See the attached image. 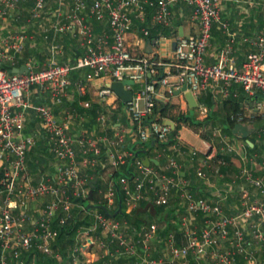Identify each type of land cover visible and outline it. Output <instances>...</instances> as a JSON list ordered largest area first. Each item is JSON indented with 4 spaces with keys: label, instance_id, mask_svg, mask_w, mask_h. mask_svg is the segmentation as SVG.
<instances>
[{
    "label": "built area",
    "instance_id": "1",
    "mask_svg": "<svg viewBox=\"0 0 264 264\" xmlns=\"http://www.w3.org/2000/svg\"><path fill=\"white\" fill-rule=\"evenodd\" d=\"M63 1L58 0L59 7L52 14L54 20L50 26H46L43 24L47 15L46 0H0V20L9 17L16 7L30 3L25 21L39 25L42 40L48 39L50 31L54 34L64 30L73 33L77 26L76 32L84 47V53L72 62H58L52 56L38 68L28 57L22 64L25 71L6 72L1 64L13 60L15 55L24 51L27 42L34 37L25 29L0 34V264H35L26 260L27 253L32 250L52 258L59 257L51 247L57 235L55 227L74 221L73 209L79 206L76 201L81 196L85 197L89 189V180L82 171L94 166L100 154L96 143L82 139L87 142L83 152L90 151L91 155L78 160L69 118L58 120L49 107L32 105L27 96L31 89L48 90L54 102L59 103L66 93L70 72L83 70V76L75 82L77 90L84 91V81L102 79L108 83L99 86L97 96L106 101L107 96L113 94L108 84L131 80L132 85H124L132 92L131 99L124 103L127 118L140 141L153 139L158 143L166 141L170 132V127L161 123L164 116L155 112L159 88L172 93L185 85L196 99L212 82L221 84L224 92H227L230 84H238L248 96L254 97L256 92L264 94V35L244 38L250 51L242 61L237 62L233 55L235 37L229 30L228 21L221 18L220 0H69L68 13H63ZM178 2L190 8L196 32L170 36L174 40L170 61H162L152 54L131 55L125 38L133 28V20L139 23L137 30L140 35L147 37L153 26H172V7ZM84 13L98 21L106 18V28L95 31L83 21ZM213 23L219 25L226 38L215 61L205 63L203 56L211 38ZM162 38L166 36L159 34L152 41L158 43ZM54 49L50 43L48 51ZM197 107H200L198 102ZM252 107L255 112L249 114L230 112L228 120L246 123L254 127L253 133L263 137L264 125L256 128L253 123L258 117H264V102L253 100ZM30 108L39 115L47 134L48 151L56 159L53 171L39 176L35 182L27 173L26 163V155L35 138L23 131L24 116ZM205 112L206 109L202 107L201 117L206 115ZM214 134L222 144L221 152L235 151L231 144L223 141L219 132ZM121 138L118 134L108 144L116 147ZM102 140L105 141V138ZM108 158L114 167L124 162V156L113 150L108 152ZM226 163L223 157H219L211 167L203 160L195 168V175L204 178V169L208 168L221 176L220 167ZM252 164L253 167L257 165L262 174L254 175V170L242 168L238 171V178L245 186L264 195V160L259 163L252 161ZM135 165L131 183L124 177L119 179L122 204L127 211L134 209L140 200L152 199L156 205H165L171 201L172 191H176L177 205L184 210L175 221L181 243L176 244L174 232L168 231L163 238V250L169 255L168 264H173L174 260L177 264H190L188 255L198 258L214 247L215 264H262L256 257V246L264 244L263 201L242 187L238 190L241 192L239 212L225 213L222 202L227 194H218L214 200L195 198L186 188V179L179 176L180 165L173 157L168 159L161 171L144 165L141 160H136ZM84 183L88 188H84ZM107 186L104 201L99 200V203L111 212L110 208H115L118 200L113 181L109 180ZM98 193L102 194V191L98 190ZM198 215L202 216V220L196 226L193 222ZM90 216L91 224L81 228V231L80 228L76 230L77 236H84V242L78 239L71 248L72 264H79V255L88 246L87 242L89 247L97 244L105 249L106 239L115 244V252L105 249V253L112 256L127 254L136 260L122 264H166L164 257L147 256L151 241L159 233L157 223L141 226L132 242L126 237L119 221L104 212L95 211ZM96 230L98 233L92 239L91 232ZM221 243L225 244V250H218Z\"/></svg>",
    "mask_w": 264,
    "mask_h": 264
},
{
    "label": "crops",
    "instance_id": "2",
    "mask_svg": "<svg viewBox=\"0 0 264 264\" xmlns=\"http://www.w3.org/2000/svg\"><path fill=\"white\" fill-rule=\"evenodd\" d=\"M65 1H67V3H70L69 0H64L62 3V10L63 13H68L70 11V6L66 7ZM29 7L30 3H24L13 9L9 17L3 20L1 19L0 34L7 35L8 33L10 34L15 32L16 30H19L18 27H20L21 22H24L25 15L28 12L26 11V14H22L20 12V9L25 8L26 10H28ZM58 7V0H46L45 10L47 12V15L45 20L43 21L44 25H51L54 20L52 14ZM220 8L221 18L228 21L229 30L235 37V42L233 45V55L236 61L240 62L250 51V47L244 41V38L250 37L255 34L264 35V32H260L261 29L264 31V0H220ZM172 14L173 25L179 22L180 24H178V27H182L183 34L186 35L188 33L196 32V24L190 17L191 11L187 5L180 2L175 3L172 7ZM83 21L91 25L95 31H101L102 29L106 28V18L102 21H98L88 16L87 13H84ZM138 24L139 23L137 21L133 20V28L125 38L126 47L129 50L130 54L133 56L152 54L162 61H170L173 54L174 40L170 37H166L160 39L158 43H154L152 40L149 41L147 37L140 35L139 31L137 30ZM76 30L77 26L74 27L73 33L69 30L57 32L56 34L50 31L49 37L46 41L42 40L41 36H35V38L40 39L41 42L37 41V44H40L39 46H42L45 50H48V46H50V43L54 45V51H47L50 57L53 56V58L58 62H72L77 56L84 53V47L81 44L80 36L76 32ZM225 38V33L219 28V25L217 23H213L211 27V38L203 56V60L205 63H211L215 61L219 50L225 42ZM32 40L27 42L26 47L29 46L30 49H33L37 46V44L34 43L35 39L33 41ZM129 42L132 43V45ZM22 56L23 51L20 54L15 55L13 60L6 63H8L9 65H14L13 67H16L17 63H19L17 66H21L24 62L23 60H25ZM30 58H32V60L34 61L32 56ZM45 62L46 61H44L43 63ZM83 73V70H72L70 72L66 93L63 97H61V101L59 103L54 102V100L51 98L50 91L37 88H33L29 91L27 95L28 101L32 105L41 104L49 107L52 115L58 120L69 118L70 134L74 139V149L78 160L83 158L85 155H91L90 151H88L87 153L83 152V150L87 148V142H83L84 140H91L92 142L96 143V146H98V148L100 149V154L97 156V163L91 168L97 166L99 161L98 157L102 155L103 164L101 167L103 170L101 171V175L108 182L109 180H111V175L114 170L118 168V166L114 167L111 165L110 159L108 158V152L113 150L117 154L123 155L125 162V158L130 156L132 153L128 148L133 145V141L135 140L136 136L133 132V127L127 118L124 103L114 93L107 96L106 101L98 98L97 92L99 86L102 83H108L107 81H102V79L84 81V91L81 92L77 90L75 82L83 76ZM258 94H261L264 97L263 93L260 92ZM209 96H211V103L209 104V108L211 107L212 112L209 110V108H207L208 112L206 113V115L200 117L202 125L193 128L197 132L202 142L198 150L184 144L183 142L181 143L178 139H176L178 130L177 128L179 126H191L189 120H185V122L180 121V117H186L189 109L182 93H170L163 88H159L157 91V97L155 98V107L158 108L160 105H165L166 107L164 118L169 119L174 123L175 130H170L174 131V137H168L166 141L162 142V144L164 143V150L169 153L168 156H172L173 158H175L177 160V163L180 165L179 176L186 179V188L189 190L188 186L191 184V178H193L194 182H196L197 184H202L201 186L203 187L204 194L207 195L199 198L205 200H214V197L220 194L219 191L224 189L222 185H233V190L230 188V192L227 194V197H233L242 187L245 190L247 189V187L244 186V183L241 181V179L238 178L237 175L239 171L238 167H241L243 165H248L253 169L252 161L250 163L251 158L249 157V159H247L244 156L248 151V149L244 145L246 141L238 142V145H235L240 147L238 151L237 149H235V151L232 153H223V156H225L226 158L227 164L223 166L226 168V170L223 173L221 172V176H217L211 171V169L205 168V177L200 180L201 178H198L195 175V168L203 160L209 163L211 167H214L215 161L217 159H215V157H218L217 155L220 154V146L222 145L221 142H216L215 138H217L218 136L214 133L216 132L218 134L219 131L223 130L224 125H228L227 114L230 111H233L232 107L236 105V101L238 103L240 111H243L246 114L255 112V110L252 107V102L248 101L247 99V97L249 96L243 92L242 88L238 84H230L228 86L227 92H224L222 91L221 84L210 82L208 84V87L200 93V97L203 102H206ZM196 100L198 102V96L196 97ZM94 104L101 107V111H97L94 119V125L90 127L86 122V115L87 110L90 109ZM99 117H102V119ZM259 119H264V117H260ZM23 129L25 134L32 135L35 138L34 144L30 149V152L32 151L34 154L32 156L33 160L29 157V160L32 161V164L27 165V173L32 181L35 182L38 180L39 176L53 171L56 159L49 153L48 148H46V145H48L47 134L45 133L39 115L32 108L26 110ZM118 134L122 136L120 144L116 147L110 146L108 144V141L114 139ZM169 134L171 133L169 132ZM210 135L214 137L212 140L209 138ZM103 137L105 138V141L102 140ZM174 138L176 139L175 142H173ZM82 139L83 141H81ZM213 140H215V142ZM256 141L258 149L256 151H253V155L255 157L257 156V158H260L261 154L264 153V136L258 137L256 135ZM156 143L158 142H154V144L151 145L150 142L148 148L140 145L138 147H135L134 150H145V155L144 153H141L143 154L141 158L143 159V157L146 156L152 159V161L147 166L161 171L164 165H166L167 161L164 162L161 152L156 153L154 149L155 153L153 151L152 154V151H150L154 148ZM205 144L207 146H205ZM258 150H260L261 152H258ZM250 153L251 152L248 151V155H250ZM137 159L140 160L139 158ZM253 170L255 173H257V175L261 174L260 172L255 171V169ZM86 178L88 180L90 179L88 177ZM224 190L227 191L226 187ZM207 191H210V194H208ZM232 191L234 193H231ZM99 195L100 194L97 192L98 202L100 200ZM255 197L258 200H264V195H260L258 192ZM83 198H86V196ZM175 198H178L177 193L176 191H173L171 193L170 200L172 201ZM91 201H89L88 203H91ZM228 205V210L233 211L234 209H236L235 205ZM116 207L117 204L115 208ZM159 227L160 230L163 226ZM128 233L130 232L128 231ZM93 235L96 234H94V232H91V236H89L94 239ZM129 236L130 241L133 242L135 236ZM84 253L88 255L85 256ZM81 256L83 257L82 260L86 264H89L92 260H95L97 258V256L93 252H87L86 250L83 251ZM87 257L90 258L89 261L86 259ZM131 258L132 261H130V263H134L136 261L135 258ZM105 262L106 264L111 263L110 259Z\"/></svg>",
    "mask_w": 264,
    "mask_h": 264
},
{
    "label": "trees",
    "instance_id": "3",
    "mask_svg": "<svg viewBox=\"0 0 264 264\" xmlns=\"http://www.w3.org/2000/svg\"><path fill=\"white\" fill-rule=\"evenodd\" d=\"M178 23H175V25L172 24L171 27H163V26H153L152 28H150V32L147 36V39L149 41H151L153 38H155L157 35L162 34L166 37H170L173 35H176L178 33ZM37 44V42H36ZM31 53V56L33 57L34 61L37 64V67L40 68L43 64L44 61H47L50 58V55L47 53L48 50H45L42 46H39V44H37V46L33 49L29 50ZM23 57V56H22ZM22 59V58H21ZM23 60V59H22ZM24 61V60H23ZM21 63V61H20ZM19 63L16 64V66ZM14 65H9L8 63H2L1 64V68L4 69L6 72H10V69L13 67ZM206 103H211V96H209L207 98ZM236 105L234 107H232L233 112L235 111H240L239 107H238V103L237 101L235 102ZM165 105H160L158 108L155 107V112H159L161 116H164L165 113ZM97 111H101V107H99L98 105H92V107L90 109L87 110V123L90 127H92L94 125V119L95 116L97 114ZM232 112V111H230ZM229 112V113H230ZM228 113V114H229ZM228 114H227V120H228ZM113 116V115H111ZM180 121L181 122H185V120H189L190 119L188 117H180ZM260 117H258L259 119ZM228 122V128L231 129L233 127V125L235 124L232 121H227ZM192 124V123H191ZM202 125V121L200 123H198L197 126H201ZM251 143L252 146H250L247 143H244L245 147L248 149V151L253 152L256 151L257 148V141L254 139H251L250 137L247 138ZM245 141V140H244ZM48 145H46L47 148ZM45 148V149H46ZM137 151V150H136ZM135 152V151H134ZM134 152L131 153L130 156H128V161L132 162L133 165L135 163L139 155L134 157ZM258 152H261L260 150H258ZM220 154L217 155L218 157H223L224 160L226 161L225 156H223V152H219ZM33 152L29 151L26 155V163L27 165H31L32 161L29 160V157L33 160ZM218 157H215L218 158ZM98 164L96 167L93 168H85L82 173L91 179H97L96 182V186L95 189L93 190V200L95 199V201L97 202V204L95 205H101L97 199L98 197H96V193H97V183L99 180V177L101 176V171L102 169V155H100ZM126 160V159H125ZM126 161L121 164L118 165V168L114 170V172L111 175V180L113 181L114 184V188L116 191V196L117 198L119 197L121 200V205L122 204V189H121V185L119 183V179L121 177H124L127 179V181L129 183L132 182L133 176L135 175V168H128L126 165ZM227 164V163H226ZM225 166V165H224ZM226 168L221 166L220 167V172H225ZM190 185L189 187V191L191 192V194L195 197V198H199L202 196H207L206 194H204V190L203 187L201 186V183H196L194 182L193 178H191L190 181ZM196 183V184H194ZM192 186V187H191ZM208 194H210V191H207ZM240 195L241 192H237L233 197H227L223 202V210L226 211L229 214H235L237 212H239L240 210ZM217 196H215L214 198H216ZM208 198V197H207ZM213 198V197H211ZM78 201V200H77ZM76 201V203L78 204V202ZM225 203H229L230 205H235L236 209H234L233 211L228 210L224 208ZM239 203V205H238ZM116 209V208H115ZM114 209V210H115ZM92 210H95L96 212H101L103 213V211L99 208L93 207L90 209H86V207H81L80 205L78 207H75L73 209V215L75 217L74 221L65 225V226H58L55 227V229L57 230V235L56 238L54 240V242L51 243V247L53 249V251L55 253L59 254L58 258H52L46 254H44L43 252L40 251H36V250H32L29 253H27L26 255V260L27 262H31L34 261L35 264H72V260H71V248L75 245L74 244V236L76 234V230L77 228H83V227H87L88 225L91 224L92 222V218L90 216V214L92 212ZM113 210V211H114ZM181 212H184L182 207H179L177 205V199L175 198L174 200L168 202L165 205H156L152 199L151 200H140L138 205L136 207H134V209H132L131 211H129V213H127V215H125L126 221L127 223L133 225L134 229L129 230V234L131 236H134L135 234H137V231L140 229L141 226L149 224L150 222H155L158 225L163 224L162 228L159 230V233L161 235V238H164L165 235L168 233V231L173 230L174 231V236H175V240H176V244H180L181 243V234L179 232V229L177 227V225L175 224V221L177 219V215ZM83 213H86L83 214ZM98 230L94 231V234H97ZM115 247V244H114ZM114 247L111 248L108 252H114ZM108 254L106 253L104 255H100L97 256V258L95 260H92L89 264H103V262L107 261L108 259ZM109 256H112L109 254ZM79 264H86L82 259L83 257L81 255H79ZM109 260V259H108ZM116 261L119 263L122 262H130L132 261L131 256L126 255V257L122 255H117Z\"/></svg>",
    "mask_w": 264,
    "mask_h": 264
},
{
    "label": "rangeland",
    "instance_id": "4",
    "mask_svg": "<svg viewBox=\"0 0 264 264\" xmlns=\"http://www.w3.org/2000/svg\"><path fill=\"white\" fill-rule=\"evenodd\" d=\"M69 4L70 3H67V1H65L66 7L67 6H70ZM26 11H28V10H26L25 8L20 9V12L22 14H26ZM27 14H28V12H27ZM27 14L25 16H27ZM24 22H25V20H24ZM24 22H21L20 23V27H18V29H25L26 31L30 32L32 34V36L34 37L33 40L35 39L34 40V43H36L37 41H40L39 38H35V36H37V37H40L41 36V34L39 32V25L36 22L35 23H33V22H31V23L25 22L24 23ZM260 32L262 33L264 31L261 29ZM130 44L132 45V43H130ZM29 50H30V47L29 46H27L26 49H24V51H23V58L24 59H27L28 57H31V53H30ZM258 93H260V92H256L254 97H252V96L247 97L248 101L252 102L253 100H259V101L264 102L263 95L258 94ZM197 96H198V103H199L200 107H196V108H192V109L189 108L188 109V112H187V115H186V117H188L190 119V123H192L191 126H189V125H181V126H179L177 128L178 130H177V136H176V139H178L181 143L183 142L184 144H186V145H188L190 147H193L196 150L199 149V147L201 146L202 142H201V140H200L197 132L193 128L194 127H197L198 123H200V121H201L200 117L202 115L200 114V109L202 107H204L206 109V112L205 113H207L208 112V109L207 108H209V103H206L205 101L203 102L201 100L200 94L197 95ZM209 110L212 112L211 107L209 108ZM253 124H254V126L256 128L259 127V126H262V125H264V119H258L256 121H254ZM170 133L171 134L168 133V137L173 138L174 137V131H170ZM219 134L222 137V139H223L224 142H227V143L231 144L235 149H240L239 146H235V145H238V142H241V141L244 142V139L238 138V137L234 136L230 132V129L228 128V125L227 126L224 125L223 130L219 131ZM249 137L251 139L256 140L255 133H252ZM209 138L212 140L214 137H212L210 135ZM176 139L174 138L173 142H175ZM215 139H216V142H218L220 140L218 137L215 138ZM213 141L215 142V140H213ZM258 141H260V140H258ZM140 145L148 148L149 145H150V141H144L143 142V141H140L137 137H135V140L133 141V145L130 146L128 149H129L130 152L133 153V151H135L134 150L135 147H138ZM154 149H155L156 153H159V152L162 153V156H163L162 159H164V162L165 161H168V158H172V156H168L169 153H167V151L164 150L165 149L164 148V143L163 144L162 143H156L155 146H154V148L150 150V151H152V154H153ZM155 151H154V153H155ZM164 151H165V153H164ZM142 155L143 154L139 153V155H138L137 158H139L140 160H142V158H141ZM144 155H145V153H144ZM244 156L247 159H249V157L251 158L250 163H251V161H254V162L257 163V162H260L261 159L264 160V153L261 154L260 158L259 157L257 158V156L255 157L253 155V152H251L250 155H248V151H247L246 152V155H244ZM127 158L128 157L125 158L126 159L125 161L127 163L126 164L127 167L128 168H131V169L132 168H135V166H136L135 163L133 165V163L130 162V161H128ZM242 168H245V169H247L249 171L252 170V172H253V169L250 168L248 165H243L241 167H238V169H242ZM253 168H256L255 171L260 172L262 174V171L258 170V166L257 165L255 167H253ZM261 174H259V175H261ZM254 175H257V173H255ZM200 180H202V179H200ZM83 185H84V188H88L87 185H86V183H84ZM222 186H223L224 189L226 187L227 191H230V188L233 190V185H226V186L222 185ZM244 186H245V184H244ZM97 187H98L97 190H101L102 191V194L99 195V198H100V200L104 201V194H105L106 189H107L108 186H107V180H105L102 175L99 177V180H98V183H97ZM246 187L248 189V190L246 189L248 193L252 194L253 196L257 195V191L254 188H252V187H250L248 185ZM224 189L219 191L220 192V195L228 194V193H226L227 191H225ZM231 193H234V192L232 191ZM96 197H97V193H96ZM83 199H84L83 201H80L79 199L77 201L78 204L81 207H83V206L85 207L87 205V203L89 202L85 198H83ZM261 201L264 202V200H261ZM91 203L92 204H97V202L95 201V199L92 200ZM228 204L229 203H225V205H224L225 210L227 209V207H229ZM222 208H223V204H222ZM110 210H111V212H113L114 208H110ZM90 212H95V210H92ZM224 212L226 213L227 210L224 211ZM127 213H129V211H127L126 208L124 207V205H122L121 206V212L120 213H117L113 218L115 220L119 221V223L121 224V226L124 228V232L126 234V237L128 238V240H130L129 239L130 238V236H129L130 234L128 233V231L131 230L134 226L131 225V224H129V223H127L126 218H125V215H127ZM182 213L183 212L179 213L178 216H180ZM83 214L86 215V213H83ZM201 220H202V216H199V215L196 216V218H195V220L193 222L194 225H196V226L198 225L199 226ZM162 225L163 224H161L159 226H162ZM79 230L81 231L82 229L80 228ZM170 232H174V231L171 230ZM83 237H81V235H79V234H78V236H77V234H75V236H74V244L78 241V239H79V241L81 239V242H84ZM97 240L98 239L96 238V242H97ZM87 244H88V246L85 247V250L87 252H89V251L93 252L96 256L103 255L105 253V249H108V251H109L111 248L114 247V243L113 242H109L108 239H106L107 248H105V249L100 248L97 244H95V245H93L91 247H89V243L88 242H87ZM163 244H164V239L161 238L160 233H158L157 234V237H155L151 241V243H150L149 249L147 251V256L148 257H159V258L161 257V259L164 257V259H166V262L165 263L168 264L167 258L169 257V255H168V253H166L163 250ZM217 248H218V250L221 251V250H225L226 246H225L224 243H221ZM114 249H115V247H114ZM215 253H216V247L209 248V249L206 250V252L202 256H200L198 258H195V257H193L191 255H188L187 256V260H188V262L190 264H215V258H214L215 257ZM84 255L86 256L88 254H85L84 253ZM126 255L127 254H123L124 257H126ZM256 257L258 258V260H260V262H262V264H264V244H260V245H257L256 246ZM116 258H117V255L109 256L108 259H110V261H111L110 264H118V262L116 261ZM86 259L88 261L90 260V258H88V257ZM138 261H139V259H138ZM174 261H173V264H177V262L174 263ZM122 263H124V262L121 261V263H119V264H122ZM239 264H241V263H239Z\"/></svg>",
    "mask_w": 264,
    "mask_h": 264
},
{
    "label": "water",
    "instance_id": "5",
    "mask_svg": "<svg viewBox=\"0 0 264 264\" xmlns=\"http://www.w3.org/2000/svg\"><path fill=\"white\" fill-rule=\"evenodd\" d=\"M178 35H183L181 26L178 27ZM148 43H149V41H148ZM25 70H26L25 67L23 65H21L19 67H12L10 69V72H16V73L19 72V73H21V72H23ZM132 84H133V82L131 80L125 79V80H123L121 82H112V83L108 84V86L112 90V92L123 103H125L126 101H129L131 99L132 92H131V90L124 88V85H132ZM174 93L175 94L182 93L188 108L192 109V108H196L197 107V101H196L194 95L191 93V91L189 89H186L185 85H182L180 89L175 90ZM161 123L164 124V125H168L170 127V130H175L174 123L171 120L165 118V119H163L161 121ZM253 132H254V127L249 126L246 123H235L233 125L232 129H231V133L234 136H237L239 138L244 139L246 141V143H248L249 145H252V143L247 138ZM150 142H151V145H152V144H154L155 141L153 139H151ZM139 152L140 153H144L145 150L135 151L134 152V157H136ZM141 161H142V163L144 165L147 166L152 161V159L145 156V157H143V159ZM96 182H97V179H95V178L88 181L89 189H88V192H87V195H86V198H85L87 201H91L93 199V190L95 189ZM78 199L80 201L84 200L82 196L79 197ZM85 207H86V209L93 208V207L99 208L107 216H109L111 218H113L117 213L121 212V202H120V198L119 197H118L117 207H116V209L113 212H109L103 205H95V204H92V203H87V205Z\"/></svg>",
    "mask_w": 264,
    "mask_h": 264
}]
</instances>
